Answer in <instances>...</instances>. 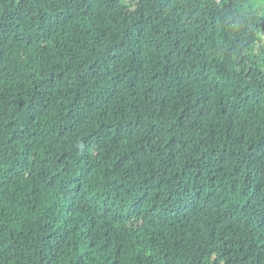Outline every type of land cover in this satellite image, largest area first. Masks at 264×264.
I'll return each mask as SVG.
<instances>
[{
	"label": "trees",
	"instance_id": "trees-1",
	"mask_svg": "<svg viewBox=\"0 0 264 264\" xmlns=\"http://www.w3.org/2000/svg\"><path fill=\"white\" fill-rule=\"evenodd\" d=\"M0 264H264V0H0Z\"/></svg>",
	"mask_w": 264,
	"mask_h": 264
}]
</instances>
